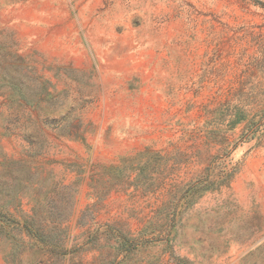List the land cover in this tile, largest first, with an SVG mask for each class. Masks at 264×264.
<instances>
[{"label":"rangeland","instance_id":"1","mask_svg":"<svg viewBox=\"0 0 264 264\" xmlns=\"http://www.w3.org/2000/svg\"><path fill=\"white\" fill-rule=\"evenodd\" d=\"M0 264H264V0H0Z\"/></svg>","mask_w":264,"mask_h":264},{"label":"trees","instance_id":"2","mask_svg":"<svg viewBox=\"0 0 264 264\" xmlns=\"http://www.w3.org/2000/svg\"><path fill=\"white\" fill-rule=\"evenodd\" d=\"M29 230V229H28ZM34 234H36L37 235V239H38V241H40L41 243H45V238H46V236L45 235H42V230L41 231H35V233ZM46 243H47V241H46Z\"/></svg>","mask_w":264,"mask_h":264}]
</instances>
